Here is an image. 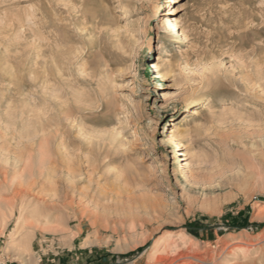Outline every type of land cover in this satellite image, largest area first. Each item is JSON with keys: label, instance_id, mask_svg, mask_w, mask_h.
I'll list each match as a JSON object with an SVG mask.
<instances>
[{"label": "rangeland", "instance_id": "374dc122", "mask_svg": "<svg viewBox=\"0 0 264 264\" xmlns=\"http://www.w3.org/2000/svg\"><path fill=\"white\" fill-rule=\"evenodd\" d=\"M169 60L158 76L153 62L163 72ZM0 88L2 153L29 155L37 114L54 136V178L30 193L59 207L33 229L35 257L75 246L137 264H181L189 251L194 264H264V0H0ZM172 122L195 143L170 144ZM188 151L201 162L183 161ZM0 166L7 198L26 194ZM14 214L0 262L32 264L6 253Z\"/></svg>", "mask_w": 264, "mask_h": 264}, {"label": "bare ground", "instance_id": "6f19581e", "mask_svg": "<svg viewBox=\"0 0 264 264\" xmlns=\"http://www.w3.org/2000/svg\"><path fill=\"white\" fill-rule=\"evenodd\" d=\"M175 1L176 0H170V2H175ZM174 10H176V7L172 6L171 7V11L168 14H172L174 12ZM180 23H181V21L178 20L177 17H174V16H171L170 18L166 19L167 30H168V32L171 35L172 34L174 35L172 38H180V32H181ZM241 46H243V45H241ZM244 56H245V54H244ZM245 61H246V59H245ZM10 63L11 62H9V65H10ZM254 63H255V61H254ZM164 65H165L164 68H162L163 72H161V68H159L160 65L155 63V62H153V67H155L157 69L158 76L167 75L168 73H171L174 70V65H175L174 61L169 60ZM261 66H263V65H261ZM10 67H11V65H10ZM13 68H15V67H13ZM256 68H258V66ZM259 69H261V67ZM14 73H16V71ZM253 78L251 76V79H253ZM8 87H9V85H8ZM35 104H37V102H35ZM36 107H37V105H36ZM8 108H10V107L8 106ZM23 108H26V107H23ZM10 114H12V111L10 112ZM10 114H8V115H10ZM37 115L35 117V120H33L32 123H31L32 131H31V142L29 144L30 145L29 146L30 147V151H29V155L28 156H24L23 154L20 155V156H17V155L15 156V154H13L11 151H8L7 155H5V153H2L3 146L1 147V145H0V159H2L3 161H6L7 164L13 168V171L16 174V177L18 178V180H22L25 183H27V185H28V187H27L28 190H27L26 194L23 193L24 191L23 192H15L14 193V197L12 199L7 198L6 195L9 192V190H11L10 187L7 185V183L5 181V180H8L9 169L7 167L0 166V227H4L5 228L7 222L9 221V219H11V217L13 215H15L14 213H16L18 211L16 226H15L13 232H12V237H13L12 240H14V241H12V243L10 245L8 244L7 249H6V253L7 254L10 253V252L16 253V255H18V257H20L22 260L25 259V261L23 260L25 263H26V260H30V261L31 260H35V258L37 257V256L35 257V255L33 253V249H32V240H33V231H34L33 229L37 225L36 223L42 217H44L45 220L48 221L49 213H51L52 211L54 212L55 209H57L59 207L56 204L48 205L47 201H46V199L44 197H42V196H40L38 194H31L30 193V191L33 190L34 186L36 185L37 180H40L41 178H45L46 180H52L54 178V174H55V170H56V168H55L56 157H55V154H54V152L52 150V139H53L52 137H54V136L52 135L51 130L48 129V128H50L49 127L50 125L47 126V124L43 123V120L38 119ZM12 116H15V115H12ZM7 117H9V116H7ZM9 118H11V117H9ZM17 119L15 118V120H17ZM26 119L24 121H27ZM10 120H12V118ZM21 123H22V121H21ZM28 123L30 125V122H28ZM7 126H8V124L6 126H4V127L6 128ZM12 129H15V128H12ZM20 130H22V129H20ZM13 132H14V130H13ZM194 132H195V130H192V129L181 130L180 126L177 123L172 122V125L170 127V131H169L170 137H169L168 141H169L170 144H174L177 150L179 148H182V147L186 148L187 146L182 142L181 137H188L189 140L192 143H195L194 141H196V138H195V133ZM5 135H6V133H5ZM1 138L2 137H0V139ZM21 138H23V137H21ZM24 139H26V138H24ZM20 141H23V140L21 139ZM28 141L29 140H27L26 142H28ZM8 142L6 140V143H8ZM64 143H65V141H64ZM6 148H7L6 150L10 149L9 147H6ZM189 148L191 150V147H189ZM194 148H196V147H194ZM183 156H187L184 159H182L183 161L188 160L190 157L195 158L197 160V162H201V160H202V155H200L199 153H191L190 151H188L187 154L184 153ZM65 159H66L65 160V164L67 166V171L65 170L66 171L65 176H66L67 179L73 180L76 177V174H75V172L73 171V168H72L73 161L70 158H67V156H65ZM190 164H191V161H187V162L184 163V165L186 166L188 171L190 170ZM5 166H6V164H5ZM63 175H64V173H63ZM184 176H186L185 173H184ZM69 194H70L69 191L66 190L64 192V197L66 198ZM67 207H73V201L67 202L65 204V208H67ZM26 215H29L31 217V219L27 218ZM56 229H59V228H56ZM71 236L72 235H70V234L66 235V236L64 235L63 238L64 239L66 238L69 241V240H71ZM92 242H93V240L90 237H88L84 241V245H88L89 243H92ZM238 243H239V241H238ZM171 245H172V246H170L171 248L172 247L173 248L174 247L175 248L178 247V245L176 243H172ZM180 245H182V244H180ZM192 245L193 244H191V247H188V249L191 250V251L194 249ZM182 246L186 247V245H182ZM238 247L241 248L242 246H238ZM168 250H170V249H168ZM193 252L197 253V251H195V250ZM177 257H178L177 259H179V261H182L181 264H194V262L199 259L198 256H196L195 253H190V251H189V253H186V254H179ZM163 260H165V259H163ZM174 262H175V260H174Z\"/></svg>", "mask_w": 264, "mask_h": 264}, {"label": "crops", "instance_id": "0c3cea01", "mask_svg": "<svg viewBox=\"0 0 264 264\" xmlns=\"http://www.w3.org/2000/svg\"><path fill=\"white\" fill-rule=\"evenodd\" d=\"M87 246H79L77 249H83ZM73 249H75V246L73 248L68 249V253H65L64 250H53L51 254H43V256H39V258L36 261L31 262L32 264H72L73 262H76V258L79 260L77 261V264H137V259H134L132 261H120V259H117V261H114L115 256L113 253H110L108 251H103L101 253L95 252L93 254L91 251L89 253L85 251H80L78 254L77 252H73ZM21 262H18L17 260H9L5 259L4 262H0V264H18ZM22 264V263H21Z\"/></svg>", "mask_w": 264, "mask_h": 264}]
</instances>
